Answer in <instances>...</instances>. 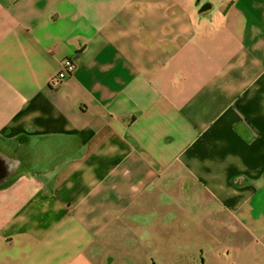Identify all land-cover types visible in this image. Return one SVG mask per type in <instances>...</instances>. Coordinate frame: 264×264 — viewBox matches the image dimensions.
I'll use <instances>...</instances> for the list:
<instances>
[{"label":"crops","instance_id":"0c3cea01","mask_svg":"<svg viewBox=\"0 0 264 264\" xmlns=\"http://www.w3.org/2000/svg\"><path fill=\"white\" fill-rule=\"evenodd\" d=\"M0 166V264H264V0H0Z\"/></svg>","mask_w":264,"mask_h":264},{"label":"built area","instance_id":"2783aa9c","mask_svg":"<svg viewBox=\"0 0 264 264\" xmlns=\"http://www.w3.org/2000/svg\"><path fill=\"white\" fill-rule=\"evenodd\" d=\"M76 68L77 64L73 58H64L61 69L50 79V87L57 88L60 86L69 76L75 72Z\"/></svg>","mask_w":264,"mask_h":264},{"label":"water","instance_id":"95a60500","mask_svg":"<svg viewBox=\"0 0 264 264\" xmlns=\"http://www.w3.org/2000/svg\"><path fill=\"white\" fill-rule=\"evenodd\" d=\"M0 172H1V166H0Z\"/></svg>","mask_w":264,"mask_h":264}]
</instances>
